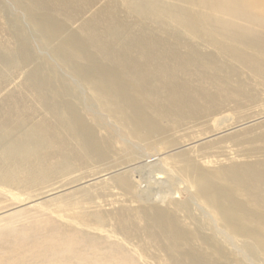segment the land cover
Instances as JSON below:
<instances>
[{
    "label": "bare ground",
    "instance_id": "obj_1",
    "mask_svg": "<svg viewBox=\"0 0 264 264\" xmlns=\"http://www.w3.org/2000/svg\"><path fill=\"white\" fill-rule=\"evenodd\" d=\"M15 1L42 44L91 91V104L139 145L125 149L123 164L137 157L141 167L152 168L153 180L168 175L162 185L170 188L176 178L194 193L186 202L174 197L176 187L164 196L144 193L135 169L116 167L105 175L136 207L90 210L95 193L106 188L103 179L47 198L63 187L53 189L37 197L42 205L0 217V264H264V146L255 147L264 142V123L255 136L246 127L229 133L225 142L250 145L237 156L246 160L230 163L204 160L219 144L207 139L246 123L187 145L169 138L232 101L240 104L251 94L243 75L264 87V0ZM27 35L13 23L8 36L17 48L0 41V87L13 69L34 62ZM29 73L0 103V186L21 192L106 162L115 152L114 140L101 139L68 100L77 96L71 87L56 86L42 66ZM190 145L197 155L184 148ZM194 202L205 206L209 221L194 214ZM97 232L122 236L139 258ZM223 235L228 244L240 240L250 261L229 250Z\"/></svg>",
    "mask_w": 264,
    "mask_h": 264
},
{
    "label": "rangeland",
    "instance_id": "obj_2",
    "mask_svg": "<svg viewBox=\"0 0 264 264\" xmlns=\"http://www.w3.org/2000/svg\"><path fill=\"white\" fill-rule=\"evenodd\" d=\"M124 10V12H127L125 8ZM13 23H19V25L25 31L26 35L28 33L27 36L29 38V44L31 47L30 51H32L31 53L32 55H34V58L36 60L34 59V64H30L29 67L20 66L11 71L12 73H10V75L12 77L8 76L7 79H10L4 84L5 86H7L6 84L8 83L7 88L4 85L0 87V103H3L5 101V97H7L6 95L12 93V91L15 92L16 90H19L20 85L25 83L27 76L30 74L29 72L33 71V69H35V67L37 66H42L44 71L49 76H53L52 78L54 79L56 86H60L66 83L69 87L72 88V90H74L73 92L77 96L74 95L73 98L68 97V100L74 104L76 103L75 105L83 116V118L90 125L97 129V133L101 139L114 140L115 152L113 153L111 158L106 162L92 163L86 168L78 169L74 173L65 177H58L57 179L52 180L47 185L34 189L32 191L21 192L16 189L5 188L0 186V217L24 208L34 207L35 204L42 205V201L39 200V198L37 197L41 196L44 193L52 191L53 189L63 187L61 192L55 193L47 198H57L71 191H77L81 187L90 184L88 183V181L94 178L98 179L95 180L96 182L99 181V179H103L105 181L106 188L95 193L92 200L90 201V203H88L87 206L90 210L109 212L116 210L122 206L136 207L138 204L129 202L124 192L112 185L109 176L106 177L105 174L110 172L109 170L115 167L120 170V173H130V170L135 169L136 171H132H135L134 175L136 181L140 178L142 179L140 182H138L137 187L144 193L153 192L157 195L164 196L165 194L170 193L173 187H176L172 189V191H174L175 193L174 197L176 199L182 202L192 200L191 195L194 193V191H189L188 185L186 183L182 182L179 179L172 178V184L170 185L171 189L165 187L161 183L166 182L169 176L161 175L163 179L155 180V177L153 180V178H151L153 175H151V177L149 175L150 172H152V168L147 167L146 169L144 167H141L142 165L137 162L139 161L137 157H131L129 159L130 162L128 161L129 163L123 164V160L125 159V156L127 154L126 148H129V151L133 152L138 150L139 145H137L136 143H134V141L127 137L123 133L120 126L117 125L108 116L107 113L102 112L99 108L91 104V91L80 81L77 76L74 75V73L69 68L65 67L54 55H52L53 53L50 51L52 47H45L42 44L40 37L37 36L39 35L38 31L28 19L23 5H19L15 0H0V41H5L9 45H11L10 47H13L12 49H15L17 48V43L15 44L14 41L11 40L8 36L10 30L12 29ZM59 79H62V81H58ZM240 79L247 86V91L251 93L248 97L246 96V98L242 99L240 104H236L234 103V101H232L228 103L225 107H223L222 110L219 111V114L216 115L217 117H208L207 119L205 118L203 121L197 124L188 125L184 127V129L182 128L177 132H172L169 135V138L174 139V141L180 144L187 145L189 142L195 139L197 140L198 138L204 137L205 134L208 135L212 131L216 132V130L221 127L224 128L228 125L246 123L242 128L239 127L230 131H222L221 133L217 132L219 134L214 137H210L207 140L209 141L208 143L219 144H217L208 152H205V154L203 153V157H207L204 160L207 161L223 160V162L230 163L234 160H246V157L239 158L237 156L240 152H242L244 148H247L250 145L239 146L238 144L233 142H225V140H227V137L231 132L243 134V129L245 127L247 128V130H255V132L253 133L254 136L257 133H260L258 127L262 125V123H264V87L260 85L258 79L253 78L251 76L243 75ZM10 81L12 84H10ZM136 146L138 148H136ZM263 146L264 142L258 141L255 143V147ZM191 147L193 146L190 145L184 148L190 149ZM197 150V148L193 149L196 155ZM135 163L137 165H135ZM206 165L212 166V164ZM173 173L174 170L171 173L172 177H174L175 175V173L174 175H172ZM93 182L94 181H91V183ZM148 183H150L149 187ZM93 186H95V184H93L91 187ZM192 204L193 212L197 217H201L204 220L206 219L207 221L210 220V217L208 215L209 212L203 204L199 202H194ZM52 219H55L59 223H70L72 225H76V222L68 221L67 218L64 217V215H54V217L52 216ZM97 233L100 234L95 235H98L103 238H108L110 239V242L116 243V245L118 246H124L128 249H132L133 253L135 254V258H139L138 250L135 247L127 246L128 244L122 236L107 234L106 232ZM222 240L227 244L229 250L234 251L239 256H241V258L250 261L247 254L244 250H242L240 246L242 244L240 240L234 239V243L228 244L225 241L226 239L224 235L222 236ZM144 264L153 263L151 261H147Z\"/></svg>",
    "mask_w": 264,
    "mask_h": 264
}]
</instances>
